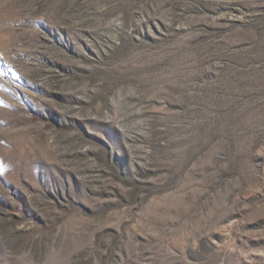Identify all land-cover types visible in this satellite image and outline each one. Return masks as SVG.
<instances>
[{
  "label": "rangeland",
  "instance_id": "374dc122",
  "mask_svg": "<svg viewBox=\"0 0 264 264\" xmlns=\"http://www.w3.org/2000/svg\"><path fill=\"white\" fill-rule=\"evenodd\" d=\"M0 264H264V0H0Z\"/></svg>",
  "mask_w": 264,
  "mask_h": 264
}]
</instances>
